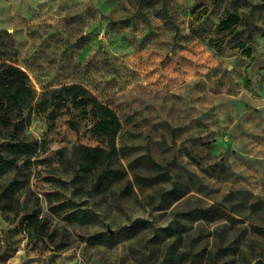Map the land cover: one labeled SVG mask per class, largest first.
Here are the masks:
<instances>
[{
	"label": "rangeland",
	"instance_id": "rangeland-1",
	"mask_svg": "<svg viewBox=\"0 0 264 264\" xmlns=\"http://www.w3.org/2000/svg\"><path fill=\"white\" fill-rule=\"evenodd\" d=\"M2 59L35 97L0 157L43 147L0 169V264H264V0H0ZM73 83L120 120L118 179L81 167Z\"/></svg>",
	"mask_w": 264,
	"mask_h": 264
},
{
	"label": "trees",
	"instance_id": "trees-1",
	"mask_svg": "<svg viewBox=\"0 0 264 264\" xmlns=\"http://www.w3.org/2000/svg\"><path fill=\"white\" fill-rule=\"evenodd\" d=\"M54 93L58 102L64 97L70 96L69 101L74 106H91L92 133L100 142L105 144V148L82 146L84 149L81 154L82 169H85V172L95 169L97 173L99 169L98 177H104L111 172L116 179L120 178L122 170L119 168L111 170L109 166V159L116 156L115 138L120 129V120L116 113L80 84L62 85L55 88ZM34 97L35 93L29 84L25 70L10 59L0 60V128L19 131L27 124ZM2 138L5 137L2 136ZM42 147L37 140L25 141L19 136L6 144V149L10 152L17 154V156L24 154L28 159ZM17 156L0 157V169L15 167L14 162ZM146 157L158 169L167 170V165L162 166L152 158L148 148L146 149ZM14 181L9 183L8 189L13 187ZM40 235L42 238L48 237V233L43 232V230L40 231Z\"/></svg>",
	"mask_w": 264,
	"mask_h": 264
}]
</instances>
